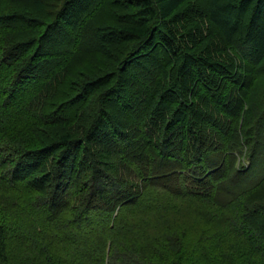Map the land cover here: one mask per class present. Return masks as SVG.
<instances>
[{"label":"trees","instance_id":"1","mask_svg":"<svg viewBox=\"0 0 264 264\" xmlns=\"http://www.w3.org/2000/svg\"><path fill=\"white\" fill-rule=\"evenodd\" d=\"M252 1L0 0V264H264Z\"/></svg>","mask_w":264,"mask_h":264},{"label":"rangeland","instance_id":"2","mask_svg":"<svg viewBox=\"0 0 264 264\" xmlns=\"http://www.w3.org/2000/svg\"><path fill=\"white\" fill-rule=\"evenodd\" d=\"M94 1H99V0H94ZM253 1L252 0H250V2H249V6L247 7L246 6V11H247V13H246V15L247 16H250V15H252L251 13V11H252V8H253V6H254V3H252ZM228 12H233V14H238V12L240 11V9L239 8H234V6H231V8H228V10H227ZM260 22H263L262 21V19H260ZM207 22H205L204 21V18H201V20H200V24L201 25H203V26H201L202 28L201 29H203V27H204V32H205V36H207V37H209V36H213V41H215L216 39L217 40H219L220 39V37L218 36V38H217V35L216 34H218L217 33V31H216V34L214 33L213 34V32H214V29L213 28H211V26H209L208 24H206ZM246 23V21L244 20V24ZM209 28V30H207ZM92 32V31H91ZM183 31H181L180 33H182ZM89 34H90V32H89ZM93 34H94V32H93ZM95 35V34H94ZM219 35V34H218ZM113 39L115 40L116 38L115 37H113ZM211 39V38H210ZM209 39V40H210ZM95 44V43H99L98 42V40L96 41L95 39H93V40H89V43H88V45H92V44ZM221 45V44H220ZM103 56V55H102ZM102 56H100L99 58H96L95 60H97L96 62H98V61H100L101 59H102ZM107 60H109V59H104V61L103 60H101V61H103L105 64H102V66H104V65H106L107 63H108V61ZM102 62V63H103ZM100 66V65H99ZM94 68V67H93ZM87 69V66H81V67H79L78 68V70L75 72V76L72 78V80L73 81H76V82H78L79 84L80 83H82V81H84V78H86V76L85 75H87V73H88V71H85ZM90 70H91V68H90ZM87 72V73H86ZM85 73V74H84ZM153 76V74L152 73H149V77H152ZM259 81H258V85H256V91L257 92H259V93H264V66L261 68V75H260V77H259ZM71 79H70V81H72ZM69 84L71 83V82H68ZM77 83V84H78ZM78 84V85H79ZM254 99H255V101H257V98L256 97H254ZM94 100V99H93ZM94 102H95V100H94ZM88 105L89 104H87V106H86V110H88ZM113 108L115 109V110H118V108H117V105L116 104H114L113 105ZM87 112H89V111H87ZM86 115V114H85ZM76 123H78V125L79 124H83V123H85V121L82 119V120H79V121H77ZM75 127H76V125H75ZM105 144V141L104 140H101V144ZM138 157H139V160H140V165H143V169H142V173L144 174V175H147L148 174V172H146V170H148L147 169V167H146V165H145V163H144V161H143V154L142 153H140L139 155H138ZM159 164V166H160V163H158ZM156 173H158V175H163L164 173H162V172H156ZM256 203H261V204H264V200H261L260 202H256ZM186 211V213L188 214V210H185ZM191 211V213L192 214H195V211H196V209H195V211H194V209H191L190 210ZM174 215V214H173ZM176 215V214H175ZM177 216V215H176ZM198 220H199V218H198ZM179 223L180 222H174V223H171V224H169L167 227H163V229L161 230V232H158V233H161L160 235H156V236H159L160 238H161V236H163L169 229H171V228H173L174 229V231H181V230H189L190 228H189V226H191L192 224H183V226L182 227H179ZM186 226V227H185ZM157 230V229H156ZM257 237H258V239H257V244L259 245V246H261V247H263L264 248V235H260V233H259V235H257ZM171 260H174V261H176V259H171ZM159 264H161L160 262H159Z\"/></svg>","mask_w":264,"mask_h":264}]
</instances>
